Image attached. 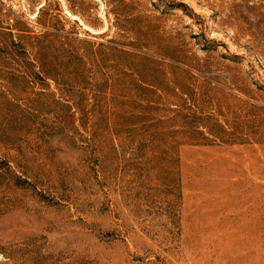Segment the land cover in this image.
I'll list each match as a JSON object with an SVG mask.
<instances>
[{"label": "rangeland", "instance_id": "374dc122", "mask_svg": "<svg viewBox=\"0 0 264 264\" xmlns=\"http://www.w3.org/2000/svg\"><path fill=\"white\" fill-rule=\"evenodd\" d=\"M0 264H264V0H0Z\"/></svg>", "mask_w": 264, "mask_h": 264}]
</instances>
